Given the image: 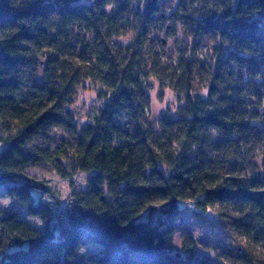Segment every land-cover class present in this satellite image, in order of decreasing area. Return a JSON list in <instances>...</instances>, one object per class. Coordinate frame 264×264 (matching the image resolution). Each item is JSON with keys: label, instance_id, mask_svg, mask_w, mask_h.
Returning <instances> with one entry per match:
<instances>
[{"label": "trees", "instance_id": "obj_1", "mask_svg": "<svg viewBox=\"0 0 264 264\" xmlns=\"http://www.w3.org/2000/svg\"><path fill=\"white\" fill-rule=\"evenodd\" d=\"M159 1L0 0V191L20 208L0 216V264H213L192 256L186 226L174 252L177 225L153 219L185 202L262 243L241 245L238 264H264V0H190L170 17ZM168 18L213 43L208 68L150 48ZM150 78L181 96L156 127ZM85 80L104 102L78 128L68 106ZM54 129L69 140L52 150ZM48 162L63 178L90 173L55 223L49 187L26 173Z\"/></svg>", "mask_w": 264, "mask_h": 264}, {"label": "rangeland", "instance_id": "obj_2", "mask_svg": "<svg viewBox=\"0 0 264 264\" xmlns=\"http://www.w3.org/2000/svg\"><path fill=\"white\" fill-rule=\"evenodd\" d=\"M190 0H160L159 8L163 14L170 17L173 13L180 10L183 3L188 5ZM121 43L128 42V38L124 37ZM196 42V43H194ZM152 50L159 52L162 60L170 66L175 64L176 56L180 53H192L193 58L198 62H203L208 68V64L213 62L216 54L213 53L214 45L206 37L194 40L189 36V31L183 24L172 21L170 18L163 24V29L158 36L149 42ZM202 73V71H200ZM204 72V71H203ZM201 81V82H200ZM260 82L259 79H257ZM195 86L205 84V80L201 79L199 74L193 78ZM148 92V108L147 115L149 122L156 127V123L162 115H175L178 104L181 103V96L167 86H162L155 78H150L144 82ZM100 85L92 80H85L78 87L75 98L68 107L74 117V121L78 128H81L90 121L93 111L100 106L104 100L99 98L98 93ZM205 88L198 89L197 93L204 95ZM69 140L68 136L61 129H54L51 137L44 144V147L55 150L62 145V140ZM260 162V161H259ZM29 176L43 180L49 187L52 195L47 194L44 200L50 203L53 209L52 222L58 221V217L73 202L74 194L85 187L86 180L90 173L77 172L71 178L61 177L53 168L51 163H42L26 169ZM20 210L16 202L2 194L0 191V216L4 212ZM153 219L167 217L178 229L173 239V251L178 252L182 247L181 226H186L191 232L195 240V250L192 254L194 258L207 257L213 264H238L237 251L241 245L256 244L243 235H232L229 231H225L218 227H213L207 218L215 219L214 214L206 212L204 215L196 212L192 203H181L179 211L171 215V218L162 212L161 208L153 209ZM30 223L40 225V221L36 218L26 216L21 213ZM1 232V231H0ZM239 232V231H236ZM261 242L256 244V249L261 250ZM85 255H97L101 250L97 246H85L83 249Z\"/></svg>", "mask_w": 264, "mask_h": 264}]
</instances>
